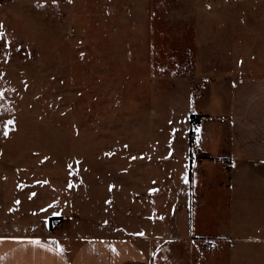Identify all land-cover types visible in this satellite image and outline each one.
I'll list each match as a JSON object with an SVG mask.
<instances>
[{
  "label": "rangeland",
  "instance_id": "obj_1",
  "mask_svg": "<svg viewBox=\"0 0 264 264\" xmlns=\"http://www.w3.org/2000/svg\"><path fill=\"white\" fill-rule=\"evenodd\" d=\"M0 26L2 183L15 166L33 168L44 199L66 208L56 222L61 233L163 227L189 234L192 176L216 182L222 173L206 174L208 160L195 156L188 122L192 114L208 116L228 78L264 77V3L0 0ZM214 130L207 120L200 128L206 136ZM169 135L175 150L163 153ZM215 150L229 154L224 144ZM190 155L201 159L194 167ZM254 178L264 181L263 168ZM178 216H185L182 226ZM227 218L206 222L203 232L225 236L211 246H233L234 264H264V203ZM36 227L47 229L45 222Z\"/></svg>",
  "mask_w": 264,
  "mask_h": 264
},
{
  "label": "crops",
  "instance_id": "obj_2",
  "mask_svg": "<svg viewBox=\"0 0 264 264\" xmlns=\"http://www.w3.org/2000/svg\"><path fill=\"white\" fill-rule=\"evenodd\" d=\"M256 1L264 3V0ZM218 9L220 12L231 10L222 6ZM244 61L240 58L237 60ZM233 76L241 77L238 73ZM228 79L213 94L208 116L202 119L195 130L194 142L199 149L195 156L208 160L205 161L206 174L220 172L222 176L216 182H212L208 175L206 178L203 176L202 181L199 177L192 176L189 234L182 236L173 228L164 230L163 227L157 233L149 234L135 232L138 230L130 235L105 230L104 234L90 237L71 235L68 231L61 233L58 221L50 228V218H64L65 206L57 207L44 199V182H35L33 168L28 165L15 166L10 171L13 176H7L10 178H5L4 183L0 176V264H234L231 258L233 246H211L223 241L225 236H210L203 229L208 220L218 219L221 213L228 217V222H232L238 216L240 206L253 202L264 203V181L259 182L254 178L259 170H264V77L247 83ZM206 120L215 124V130L209 132L208 136L200 131ZM191 128L189 119L190 145ZM173 141L171 137L166 149L161 148L163 153L174 152ZM223 144L229 148L224 154L229 153L228 156L215 154V148L222 147ZM232 154L238 158L235 165ZM191 158L190 155V163ZM198 161L201 159L193 161V167ZM155 195L157 203V192ZM221 198L225 199L224 204ZM177 203L183 205L182 200L178 199ZM184 214L186 216L187 210ZM185 216H178L177 226L183 225ZM172 217L171 215L167 221L172 222ZM142 220L146 219L142 217ZM199 220L201 224L198 223ZM44 222L47 229L40 231L36 225ZM197 225H200L201 230L196 229ZM218 237L222 240H215ZM36 240L43 247L28 243ZM58 248H62L63 253L57 251ZM224 249H228L230 256H222L226 255ZM246 251L250 252L252 249L247 247ZM238 263L241 260H236L235 264Z\"/></svg>",
  "mask_w": 264,
  "mask_h": 264
},
{
  "label": "trees",
  "instance_id": "obj_3",
  "mask_svg": "<svg viewBox=\"0 0 264 264\" xmlns=\"http://www.w3.org/2000/svg\"><path fill=\"white\" fill-rule=\"evenodd\" d=\"M203 116L202 115H196L192 114L190 116V123H191V132H190V142L191 144L194 143V137H195V130L196 128L199 127L201 121H202ZM193 162V158H191V163ZM62 217H51L50 218V228H53V223L55 221H61Z\"/></svg>",
  "mask_w": 264,
  "mask_h": 264
},
{
  "label": "snow or ice",
  "instance_id": "obj_4",
  "mask_svg": "<svg viewBox=\"0 0 264 264\" xmlns=\"http://www.w3.org/2000/svg\"><path fill=\"white\" fill-rule=\"evenodd\" d=\"M0 27H2V26H0ZM9 123H12V122L9 121ZM28 243H30V244H32L34 246H37V247H43V245L41 244V242L38 241V240H36V241H29ZM49 250H52V249H49ZM56 250L59 251L60 253H63V251H64L62 248H58Z\"/></svg>",
  "mask_w": 264,
  "mask_h": 264
},
{
  "label": "built area",
  "instance_id": "obj_5",
  "mask_svg": "<svg viewBox=\"0 0 264 264\" xmlns=\"http://www.w3.org/2000/svg\"><path fill=\"white\" fill-rule=\"evenodd\" d=\"M194 152L195 153H198L199 152V149L197 147L194 148Z\"/></svg>",
  "mask_w": 264,
  "mask_h": 264
}]
</instances>
